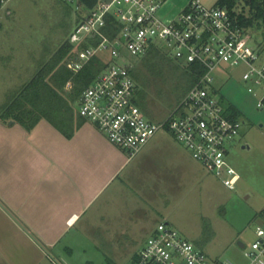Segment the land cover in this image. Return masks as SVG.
<instances>
[{
  "label": "rangeland",
  "instance_id": "obj_1",
  "mask_svg": "<svg viewBox=\"0 0 264 264\" xmlns=\"http://www.w3.org/2000/svg\"><path fill=\"white\" fill-rule=\"evenodd\" d=\"M199 1L212 8L218 0ZM184 3L185 0H166L162 17L173 16L174 8ZM243 8L242 3L239 12ZM244 9L247 14L248 9ZM77 21L75 6L62 0H12L0 8L2 55L11 54L18 66L37 69L68 41ZM246 40L247 45L259 47L264 61L261 40L248 33ZM150 51L142 57H133L128 51L123 55L131 62L136 97L144 116L164 122L186 94V67L166 56L168 51L163 43H159L156 62L147 61ZM243 71L244 67L223 66L214 74V86L221 88L225 107L233 105L243 122L240 135L227 147L228 162L240 175L234 190L207 173L190 155L192 173L186 178L169 175L164 179L158 173L154 175L152 169L159 165L152 163L149 171L142 170L127 189L108 200L104 221L92 222V227L88 222H80V236L64 239L60 253L50 254L51 260L57 257L62 264H129L132 256L142 252L156 226L168 223L211 262L246 264L239 243L249 247L256 238V227L264 224V108H258L257 97L247 93L241 79ZM1 74L0 102L4 103L8 92L2 91L7 84L13 91L14 83L19 86L29 79L17 81L9 78L7 71ZM72 86L66 84L63 90L67 99L73 93ZM71 105L76 111L77 103ZM66 246L71 247L72 253L67 252Z\"/></svg>",
  "mask_w": 264,
  "mask_h": 264
},
{
  "label": "built area",
  "instance_id": "obj_2",
  "mask_svg": "<svg viewBox=\"0 0 264 264\" xmlns=\"http://www.w3.org/2000/svg\"><path fill=\"white\" fill-rule=\"evenodd\" d=\"M75 6L78 21L69 35L74 57L67 62L78 73L93 58L105 57V67L80 95L76 113L92 123L112 145L135 157L160 131H167L176 143L201 163L207 173L229 190L240 180L228 162L227 147L240 135L243 122L232 118L224 105L221 88L214 86L215 71L228 66L244 67L241 79L248 94L264 108V61L259 47L246 44L247 31L237 21L239 7L232 16L227 8L205 7L188 0L171 17H162L166 0H62ZM12 0H0V8ZM114 18L110 37L104 32L107 18ZM159 43L167 57L193 65L199 77L164 122L146 118L137 105V87L131 62L123 55L142 57ZM70 87L71 83L68 82ZM255 240L244 246L246 264H264V224L255 229ZM129 264H234L210 261L194 243L182 237L168 223H159L142 252Z\"/></svg>",
  "mask_w": 264,
  "mask_h": 264
},
{
  "label": "crops",
  "instance_id": "obj_3",
  "mask_svg": "<svg viewBox=\"0 0 264 264\" xmlns=\"http://www.w3.org/2000/svg\"><path fill=\"white\" fill-rule=\"evenodd\" d=\"M2 46L0 41V77L7 71L9 78L30 81L37 69L16 65L11 54L3 57ZM28 81L14 83L13 91L7 84L0 109ZM10 122L0 119V264H62L50 254L60 253L64 239L80 236V222L92 227V222L104 221L108 200L127 189L142 170L154 163L159 167L151 168L153 174L164 179L192 173L190 154L162 131L129 158L76 112L70 136L47 120L31 130ZM70 246L66 250L72 253Z\"/></svg>",
  "mask_w": 264,
  "mask_h": 264
},
{
  "label": "trees",
  "instance_id": "obj_4",
  "mask_svg": "<svg viewBox=\"0 0 264 264\" xmlns=\"http://www.w3.org/2000/svg\"><path fill=\"white\" fill-rule=\"evenodd\" d=\"M244 4L245 9L237 15L239 25L246 29L250 37L256 36L264 44V0H218L216 6L225 7L232 16H236L235 10ZM114 18L108 17V26L104 32L112 36L114 30ZM69 41L65 42L46 62L39 64L35 75L15 95L10 97L0 109V119L3 123L14 121L26 130H31L40 120H47L67 136H70L73 128L75 109L71 102L78 103L81 93L95 80L99 72L105 67L100 58H93L78 73L68 67L67 61L74 57ZM160 54L157 49H151L148 62H156ZM193 65L186 68L185 76L188 85L185 93L198 80V73H194ZM133 76V72L131 71ZM72 83L73 93L70 99L63 95L66 84ZM137 105L138 100L136 101ZM227 111L232 118L239 119L237 109L227 104ZM264 214V210H263ZM136 255H134L135 257Z\"/></svg>",
  "mask_w": 264,
  "mask_h": 264
},
{
  "label": "water",
  "instance_id": "obj_5",
  "mask_svg": "<svg viewBox=\"0 0 264 264\" xmlns=\"http://www.w3.org/2000/svg\"><path fill=\"white\" fill-rule=\"evenodd\" d=\"M13 124V122H9V125ZM239 246L243 249L244 248V245L239 243Z\"/></svg>",
  "mask_w": 264,
  "mask_h": 264
}]
</instances>
